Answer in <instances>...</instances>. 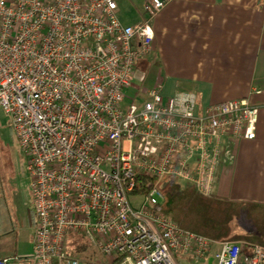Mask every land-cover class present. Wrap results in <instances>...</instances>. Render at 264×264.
I'll return each mask as SVG.
<instances>
[{"label":"built area","instance_id":"1","mask_svg":"<svg viewBox=\"0 0 264 264\" xmlns=\"http://www.w3.org/2000/svg\"><path fill=\"white\" fill-rule=\"evenodd\" d=\"M171 1L146 0L144 18L123 25L116 0H0V108L27 159L30 264H85L67 250L71 234L106 264L208 253L209 238L163 213L160 185L169 176L209 196L223 138L254 139L258 107L244 98L198 112L194 92L166 97L160 83L127 95L152 52L150 21ZM240 256L239 244L222 242L213 260ZM245 263L264 264V247Z\"/></svg>","mask_w":264,"mask_h":264},{"label":"crops","instance_id":"2","mask_svg":"<svg viewBox=\"0 0 264 264\" xmlns=\"http://www.w3.org/2000/svg\"><path fill=\"white\" fill-rule=\"evenodd\" d=\"M145 1L116 0L120 22L139 23L144 18ZM123 14H127L128 23H124ZM150 23L154 30L152 52L137 63L132 89L147 92L160 83L166 97L194 92L198 112L210 104L244 98L258 107L254 139L223 138L209 195L234 210L230 225L237 239L207 237L212 245L204 257L195 260L190 253L177 257L178 264H215L213 255L220 243L235 242L241 248L238 264H246L253 246L264 247V0H172ZM178 184L180 196L194 194L189 184ZM197 199L188 198L186 208L172 213V219L168 216L179 228L193 233L190 229L201 216L208 217L202 214L203 201ZM28 217L30 249L28 254H19L15 228L4 218L0 204V259L17 258L13 264H30L35 226L32 210ZM69 252L85 264H106L81 238Z\"/></svg>","mask_w":264,"mask_h":264},{"label":"rangeland","instance_id":"3","mask_svg":"<svg viewBox=\"0 0 264 264\" xmlns=\"http://www.w3.org/2000/svg\"><path fill=\"white\" fill-rule=\"evenodd\" d=\"M123 15L124 23H128L127 14ZM136 92L137 90L133 88L128 91L127 95L133 98ZM26 163L27 159L19 148V142L11 128L9 118L0 108V204L4 218L15 228L19 254L29 253V237L32 232L28 217V212L31 211L32 197ZM163 181L169 186L176 180L166 176ZM160 188L162 189V183ZM138 201L139 199H134L132 203L137 204ZM72 245L73 242L68 241V251ZM93 250L89 248V252L92 253Z\"/></svg>","mask_w":264,"mask_h":264},{"label":"trees","instance_id":"4","mask_svg":"<svg viewBox=\"0 0 264 264\" xmlns=\"http://www.w3.org/2000/svg\"><path fill=\"white\" fill-rule=\"evenodd\" d=\"M141 180L144 181L145 179ZM178 191V182H172L169 186L166 182H162V193L165 199L163 204V213L165 215L170 216L171 219L174 218L172 213L177 210L176 214H178L180 212V208H186L188 198H198L199 200L197 199L196 202L200 201V203H202L203 201L204 204L202 205V208H204V210L202 209L203 212L201 211L202 214L205 213V215L208 217L205 218V216H203L202 218L201 216V219L197 223V225L192 226L191 229H189L195 231V234L202 235L204 237H213L215 239H227L231 241L237 239V236L235 237L232 234V226L230 225V222L233 218L234 210L231 209L229 203L225 201L216 200L212 197V195L206 198L201 197L199 194L196 193L195 190L192 196H190L189 194L187 196L185 195L182 197L179 195ZM78 238L81 237L74 234L69 235L70 242H74Z\"/></svg>","mask_w":264,"mask_h":264}]
</instances>
